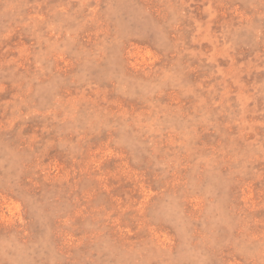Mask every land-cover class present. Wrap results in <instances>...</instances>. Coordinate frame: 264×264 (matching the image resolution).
<instances>
[{
  "label": "rangeland",
  "instance_id": "rangeland-1",
  "mask_svg": "<svg viewBox=\"0 0 264 264\" xmlns=\"http://www.w3.org/2000/svg\"><path fill=\"white\" fill-rule=\"evenodd\" d=\"M0 264H264V0H0Z\"/></svg>",
  "mask_w": 264,
  "mask_h": 264
}]
</instances>
